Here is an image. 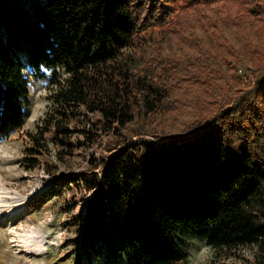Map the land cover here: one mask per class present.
<instances>
[{"label": "trees", "instance_id": "obj_1", "mask_svg": "<svg viewBox=\"0 0 264 264\" xmlns=\"http://www.w3.org/2000/svg\"><path fill=\"white\" fill-rule=\"evenodd\" d=\"M201 4L214 6V15L203 23L205 32L217 29L216 12L243 34L253 21L264 24V0ZM227 4H232L228 14ZM160 5L156 0H29L26 6L24 0H0V139L23 125L25 64L36 77H44L43 69L61 67L67 78L51 95L52 112L28 134V167L39 163L35 159L46 143L64 154L91 146L102 135L118 143L107 156L92 157L85 170L56 177L49 195L40 196L46 201L60 195L56 186L67 189L72 184L90 193L77 219L79 244L86 255L116 262L125 254L126 264H187L181 236L190 235L213 248L256 245L264 260V137L252 138V128L246 125L250 114L254 122L264 119L257 106L239 115L241 122L209 124L203 132L187 128L189 134L163 144L132 141L122 134L137 114L168 107L171 83L153 74L164 66L155 56L160 43L176 38L183 45L179 52L184 51L165 58L175 63L164 71L171 65L176 72L181 65L176 61L182 58L195 83L205 85L209 63L214 65L213 51H228L218 33L209 32L211 42L204 45V39L186 32L181 22L175 28L177 18L160 36L147 32V26H158L162 14L169 12L147 14L145 9ZM263 79L257 93L260 105ZM91 114H98L91 125L100 132L74 125L81 117L89 121Z\"/></svg>", "mask_w": 264, "mask_h": 264}, {"label": "rangeland", "instance_id": "obj_2", "mask_svg": "<svg viewBox=\"0 0 264 264\" xmlns=\"http://www.w3.org/2000/svg\"><path fill=\"white\" fill-rule=\"evenodd\" d=\"M28 1L24 0L26 6ZM195 1L200 4L195 6ZM152 2L154 1H150ZM157 2L162 7H147V14L163 9L169 13L162 14L163 18L158 26H147V32H155L160 36V31H167L170 21L177 18L175 28L181 22L186 32L197 33L200 39H204L201 42L204 45L211 42L209 32L218 33L228 51L220 47L213 51L214 65L209 63L210 72L206 74L208 79L205 85L195 83L193 73L185 70L182 58L176 61L181 64L176 72H172L171 65L164 71L163 67L167 64L175 63L173 59L170 63L168 60L184 51L179 52V46L183 45H178L176 38H172L171 43H160L157 48L161 54L155 51V56L163 60L164 66H160L153 74L157 75V80L171 83L168 107L164 105L163 111L157 113L137 114L134 121L126 125L122 134L132 141L142 138L163 144L172 142L175 136L182 133L189 134L187 130L193 127L203 132L209 124L213 126L223 123L225 126L230 121L241 122L245 111L250 114V106H257L264 114V102L260 105L259 101L262 100L258 101L257 96L264 77V24L253 21L243 34L238 27L222 19L216 12L217 29L209 28L210 31L205 32L203 23L206 22V16L211 18L214 15V6L201 4V0H156ZM230 5L232 4L224 7L227 14L231 11ZM196 17L200 21H194ZM171 32L172 30L167 33ZM212 36L213 41L218 44L215 36ZM165 58L168 60L164 61ZM25 68L23 76L26 79L23 84L28 94L24 105L23 125L9 137L0 139V264H126L125 254L112 262L104 256H88L83 252L79 244L77 219L84 214L86 200L91 197L83 187L72 184L64 189L58 185L56 189L60 191V195L46 201L40 199L43 193L49 195L56 177L74 175L85 170L92 157L107 156L108 149L118 144L116 138L102 135L98 142L87 147H77L71 154H64L51 143H46L42 148V155L35 159L39 163L29 168L26 148L31 143L28 134L35 133L41 119L52 112L51 95L57 83L66 80L67 74L63 68L54 67L43 69L44 77H36L26 64ZM159 74H165V78L160 79ZM237 109L239 111L235 113ZM96 118L98 114H91L89 121L81 117V121L74 125L97 133L100 130L91 125ZM254 118L250 114L247 119L246 125L252 128L249 134L252 138L262 140L264 119L254 122ZM139 132L145 134L137 135ZM74 135L84 139L83 134ZM181 237L187 264H264L262 256L257 254L256 245L213 248L202 238L190 235Z\"/></svg>", "mask_w": 264, "mask_h": 264}]
</instances>
